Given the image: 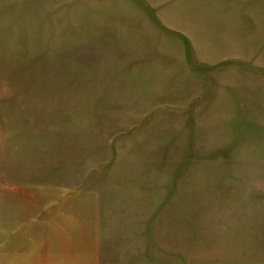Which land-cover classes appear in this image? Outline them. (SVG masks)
Masks as SVG:
<instances>
[{"label":"rangeland","instance_id":"1","mask_svg":"<svg viewBox=\"0 0 264 264\" xmlns=\"http://www.w3.org/2000/svg\"><path fill=\"white\" fill-rule=\"evenodd\" d=\"M0 264H264V0H0Z\"/></svg>","mask_w":264,"mask_h":264}]
</instances>
